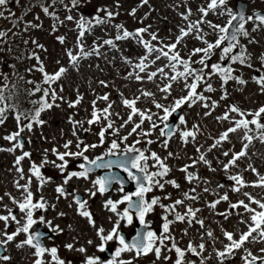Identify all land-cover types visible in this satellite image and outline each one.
<instances>
[{
  "label": "snow or ice",
  "instance_id": "1",
  "mask_svg": "<svg viewBox=\"0 0 264 264\" xmlns=\"http://www.w3.org/2000/svg\"><path fill=\"white\" fill-rule=\"evenodd\" d=\"M57 0H52L53 5ZM63 3L64 0H59ZM80 0H70V7H65L70 12L72 9L79 6ZM185 4V11L179 13L182 24L177 26V34L170 35L167 38H161L158 31H152V25H144L136 28L135 30H129L123 23H114L117 16H119V8L121 7L119 0L115 4V10L105 6L98 8L96 14L92 17H85L80 15L78 18L72 15H67L64 20H60L54 11H50L49 7L43 6L42 11L45 15L50 16L56 23L53 24V31L57 29V25L64 24L66 21H74L77 29L76 43L73 48L65 49V54L68 57L69 64L75 69L79 70L80 62L86 60L89 57H104L107 59L106 53L102 49L107 46L111 50L121 51L117 42L120 41H134L138 46L142 47L144 53L133 60L132 58L121 56V60L129 66V71L124 76L126 80H135L136 82L143 83L145 81L163 83H157V88L161 93H164V99L167 100L171 95L174 84L182 83L183 89L186 91V95L174 98L172 103L165 105L158 102L155 99V93L146 89H138L139 95H134L132 98L125 97L122 92L118 93L121 97V104L129 110L127 119L124 120L121 117L122 123L116 126L113 116L119 117L118 112H113V106L115 101L110 100V93L98 95L96 99L92 101V111L90 118L87 120H76L73 116H69L68 121L72 124V135L76 137L75 149L72 151L73 140H66L62 145L64 151L61 152L57 147H53L50 151L55 160L48 159V149L44 150V156L40 164L31 163L29 173L25 176L24 169L22 167V161L26 158L31 159V152L23 151L24 140L22 138L25 131L32 132L34 126H43L46 121L41 118L42 113L51 110L53 107H59L57 101H64V97L60 95L63 92V86H59V92L54 84H57L69 71L68 67L60 66L58 69L49 73L46 70L44 61L39 55V51H47L43 44H40L37 40L32 39L31 44L34 46L29 53L28 59H34L37 63L31 68L27 69L28 72L39 71L42 74V83L47 87H42L41 84H37L35 81H28L33 84L34 88L31 94L42 93L38 101H34L35 106L29 112H17L15 119L17 121V130L4 137L5 140L10 142L11 147L4 149L0 147V151L16 152L21 150V154L15 157L16 172L19 174V179L15 181V186L18 190H22V198L17 200L12 197L11 194L5 193L12 200V203L17 206L19 212L22 214L18 219L12 208L4 205L6 214H0V222H3L4 228L0 230V264H8L12 259L8 253V246L16 241L17 237L24 234L25 238L16 243L17 248L29 247L34 249L32 255L34 260L32 264H66L64 259H61L58 255V248L55 246L48 247L43 243V233L39 231H32L33 227L37 224H46L51 227L52 221L46 220L41 215L39 218H35V212L47 211L49 207L48 202L41 195L39 200L34 201V193L31 191L30 186L32 184L33 177L38 182L39 188H42L44 184L51 181V177H45L42 174V169L51 164L54 168L58 169L63 176L62 184L58 185L55 189L59 197L67 198L72 193L67 192L66 186L73 179L89 180L92 187L86 189L89 197H95L97 193L103 195L112 190L113 185H118L117 191L122 193L118 200L109 198L104 207L115 214L117 219L114 221L113 226L107 232L103 227L97 229L96 235L100 240L98 250L103 253L106 250L108 242H116L114 257L106 262V264H133L131 260L119 259L123 253L134 252L137 257L141 255H148L154 253L159 260L162 257V251L175 252L176 259L174 264H196L195 260H186L187 254L199 258V264H207L210 260L211 254L205 256L208 245L212 246V250L215 253L216 259L219 264H225L227 260H231L235 257L237 252L242 251L240 259L243 264H264V247L259 249L260 255L254 254L253 251L246 247L248 244H264V198L257 199L249 192H244L247 202L244 199L236 202H229L228 210L224 212H216V215L222 216L227 220L230 216L236 215L239 217V223L244 224L247 228L246 231H240L237 238V233L229 231L220 225L221 233L224 240H220L219 237L214 235V231L211 228L205 227V218L198 214L203 211L200 207H195V203L200 199V194L197 192V187L202 182L204 185H208L210 182L206 179L199 177L196 173L189 171L191 168H195L197 164L203 163L209 167L211 171H215L211 166V162L206 158V154L201 152V148L197 147V153L200 155L191 159L190 164L183 166L180 171L185 173V180L191 184L193 181H197L196 187L190 188L183 193V197L175 199L169 204H165L163 200H170V195L152 196L148 198V194L153 192L154 189L164 190L166 184H170L172 187L179 189L180 184L175 180H166L165 177L171 171V168L166 163L168 158H175L176 154L168 152L166 157H161L157 152L151 151L149 148H140L142 139L148 145L155 143L156 141L148 139L153 133L159 130V138L162 139V146L168 147L169 141L174 135L179 134L181 140L187 144L189 138L192 141L196 139L197 133L200 131L198 125H193V130H186L180 126H186L187 121L183 115L179 118V125L176 128L170 123V117L180 110L185 104L189 108L197 103L205 109L214 110L218 107L219 102L212 100L210 96H205L204 92H214L211 83L213 76H218L221 80L222 94L220 99L225 100L229 96V92L225 85L229 81H235L238 85H246L247 80L243 79L240 75H234L236 69L233 65L239 64L241 66L253 69L255 72L260 73L254 75L252 81L256 83L261 91L264 93V54L259 56L260 68H254L252 63V54L248 52L247 47L241 43V38L248 39L249 43H256L254 38H251L252 32H259L264 30V13L254 11L251 14H246L245 8L241 7L238 10L229 6V0H206V4L198 6L196 9V19H192L194 13L191 7L186 6V0H182ZM8 4V0H0V18H9L5 16L3 10L4 6ZM149 4V0H139L137 7L132 8L129 11V15L135 17L138 8L144 7ZM179 7V5H177ZM103 13V15H101ZM214 14L217 18L227 17L223 23H214L208 20L209 14ZM14 17V14H10ZM148 14H145L141 18L140 23L143 24L144 19H147ZM39 20V17H36ZM20 23L19 19H14L13 26H17ZM251 24V32L248 30L247 25ZM110 26L115 29V35L108 38L97 37L91 45L86 44V36L93 35L94 30L97 27ZM42 24L32 23L27 21L24 23V31L27 32L30 29L41 28ZM207 29V31H206ZM8 31L0 30V44H3L8 39ZM214 35V40H209L208 37ZM191 38L199 41L203 46L194 47L187 51L186 55H182V51L187 48V39ZM57 40L64 44L65 37L63 35L58 36ZM25 44L29 41L25 40ZM219 49V58L215 63H209L212 57L216 55V50ZM2 50V49H0ZM198 56V59L193 60V57ZM21 59V57H17ZM114 59V57H113ZM165 61L163 64H158V61ZM224 61L229 63L225 66ZM59 65L60 62L57 61ZM194 65H199L195 67ZM153 66H155L154 70ZM13 67H15L13 65ZM98 67V65H97ZM7 80V75L0 73ZM23 79V77H20ZM99 84L102 87H109V82L100 80ZM203 85V90L198 89ZM7 85H5L6 87ZM4 88L0 87V101L5 100L3 95ZM142 97H151L152 103L159 112H153L149 108L141 109L137 107L138 102ZM83 100V95L77 91V97L75 100L66 101L69 108H76ZM98 101H103L106 106L103 108L97 107ZM14 105L0 106V125L5 122L6 113L14 108ZM162 113V115L160 114ZM231 114H236L239 119L234 118ZM205 116L211 115V111H206ZM251 116V119L248 117ZM134 117H138V121L134 120ZM264 118V106H260L257 110H243L239 106L232 104L228 107V110L217 120L231 121L232 126L228 127L225 131L219 134L218 138H213L214 143L208 148V152L220 146L223 142L228 141L230 134L243 131L241 137L242 147L239 152H231V158L222 164L225 173L229 172V169L237 166V162L244 157L248 156V150L254 139L264 143V123L261 119ZM22 121H24L22 123ZM147 121L149 123L148 129H144L143 125ZM84 124L89 125V128L85 129ZM99 124L100 131L98 133L99 142L88 144L81 140L78 136V131H90L91 126ZM128 124H132L131 130L121 136L120 130L126 127ZM162 125V126H161ZM254 126V127H252ZM111 130V135L116 137L112 139L105 149V151L90 158L86 153L90 150L100 148L105 145L107 141L106 133ZM136 135V139L128 144L129 137ZM28 143H31L29 138ZM124 145L121 148V145ZM202 147V146H201ZM225 157L230 155L229 151L223 152ZM69 159H75L80 161L77 164L79 170H68ZM58 161V162H57ZM152 161V164H149ZM98 169H106L107 172L104 175H98L92 179V174ZM113 169H118L127 176V180L131 181L135 185V191H125V179L118 172H114ZM155 169V170H153ZM245 171H251L257 177L254 181H246L242 173L235 175H228L227 179L234 182L232 191L241 192L243 188H264V174H260L256 167L252 164H248ZM66 173V174H65ZM20 180H25L24 184L20 183ZM218 188L224 187V185H217ZM203 192H210L209 187L205 186ZM3 201V197H0V202ZM74 203L78 206L79 215L86 217L90 224L95 226L92 214L86 209L88 203L87 200H82L79 195L73 196ZM185 201H192L191 204H186ZM221 201H229L227 193L219 196L218 199L208 201L205 205L210 210H215L217 205ZM120 205H125L123 209H120ZM255 205V207H253ZM71 206V205H69ZM180 206H184V211L178 210ZM55 207V205H51ZM159 207L163 210L161 216V230L157 233L152 229V222L147 219L149 214L153 213L155 209ZM243 209V212L238 211ZM135 220L138 221L143 231H137L131 241H127L125 236L121 232V222H126L131 226ZM63 216L64 213H59ZM171 217V219H170ZM247 217V218H245ZM187 223L189 228L194 224L199 225L200 229H204L200 233V242L194 243L189 241L185 248H181L178 245L176 237L172 234L171 226L175 223ZM10 223H15L16 228L14 231L9 232L8 228ZM54 232H62L63 230L59 226L51 228ZM184 235L188 234V229L183 230ZM207 238V241L206 239ZM219 242L222 244V248L218 249L215 244ZM93 241L89 240L88 244H92ZM65 247L69 250L74 248L72 243L66 244ZM80 253H86L87 249L80 247L76 249ZM50 256V260H45V255ZM164 260H169L167 255L163 256ZM84 264H104L100 257L87 255Z\"/></svg>",
  "mask_w": 264,
  "mask_h": 264
},
{
  "label": "rangeland",
  "instance_id": "2",
  "mask_svg": "<svg viewBox=\"0 0 264 264\" xmlns=\"http://www.w3.org/2000/svg\"><path fill=\"white\" fill-rule=\"evenodd\" d=\"M83 3H82V2ZM257 1V0H256ZM36 4L33 5L32 0H8V4L4 6L3 10L5 16L9 17L7 19L0 18V30L8 31V39L5 43L0 44L8 49L11 53L4 54L0 51V73L6 74L7 78L11 74H16L18 71L23 73V76L29 81H35L37 84H41L42 87H47L42 83V74L39 71L28 72L27 69L31 68L37 62L34 59H28L29 53L33 49L31 40L35 39L40 44H43L47 51H39L41 59L44 61L46 70L51 73L54 70L58 69L60 66L68 67L69 71L67 74L53 87L59 92V86H63V92L60 93L65 99L64 101H57L59 107H53L51 110L42 113L41 118L46 121L43 126H34L32 132L23 133L22 138L24 140V149L23 151L31 152V159L26 158L22 161V167L24 169L25 176L30 175L29 168L31 163L34 161L37 164H40L43 156L44 150L48 149L47 154L49 160H55L56 157L52 155L51 149L57 147L61 152L64 151L62 145L66 140H73L72 151H76L75 142L76 137L72 135L73 126L69 123V116L74 115L76 120H87L90 118L92 111V101L96 99L98 95H103L105 93H110V100L115 101L112 111L118 112L119 117L113 116L112 119L115 120L116 126L118 127L122 123L121 117L126 120L129 110L121 104V97L118 93L122 92L125 97L132 98L134 95H139L138 89H146L155 93V99L165 105L172 103L174 98L186 95V91L183 89L182 83L174 84L171 95L165 100L164 93H161L157 88V83H163L162 81L149 82L145 81L143 83L136 82L135 80H126L124 76L130 70L129 66L126 65L122 60L121 56H126L135 60L144 53L142 47L138 46L134 41H120L117 42L121 51H115L109 49L105 46L102 51L106 53L107 59L102 57H89L86 60L80 62L79 70H75L68 61V57L65 54V49L73 48L76 43L77 29L74 21H66L62 25H57V29L53 31V24L56 23L50 16H47L42 11L43 6L49 7L50 11H54L60 20H64L67 15H72L74 17H79L80 15L87 17H92L96 14V10L101 7H109L115 10V4L117 0H80L79 6L72 9L70 12L65 7L68 5L70 7V0H64L63 3H60L59 0L53 5L52 0H35ZM254 0H250V8L254 9ZM121 7L119 8V16L116 17L114 23H123L125 27L129 30H135L136 28L142 27L145 23L152 25V31H158L161 38H167L170 35L177 34V26L182 24L181 17L179 13L185 11V4L182 3V0H149L150 7L148 5L138 8L136 16H130L129 11L137 7L139 0H119ZM206 4V0H186V6L191 7L193 10L192 19H196V9L200 5ZM179 5V7H177ZM229 6L234 8V1L229 0ZM14 14V17L10 16ZM148 14L147 19H144V23L141 24L140 20ZM103 15V13H101ZM39 17V20L36 17ZM20 17L22 20H20ZM14 19H19L20 23L15 26ZM208 20L213 21L214 23H223L226 21L227 17L217 18L214 14H209L207 17ZM31 21L32 23L42 24L41 28L30 29L29 31H24V23ZM248 30L251 32L252 25H247ZM207 31V29H206ZM14 32L18 33L20 40L19 46L22 47L25 45L24 60L17 59V56H14ZM63 35L65 37L64 44H61L57 37ZM115 35V29L110 26H101L97 27L94 30L93 35L86 36V44L91 45L97 37L108 38L109 36ZM251 38H254L256 43H249L248 39L241 38V43L247 47L248 52L252 54V63L254 68H260L259 56L264 54V30L259 32H252ZM209 40H214L215 36L211 35L208 37ZM28 40L29 43L25 44L24 41ZM190 40L192 42H190ZM203 45L194 39H187V48L182 51V55H186L187 51L191 50L194 47H202ZM220 50H216V55L212 57V60L209 63L217 62L219 58ZM114 57V59H113ZM199 57H193V60L198 59ZM57 61L60 64H57ZM165 61H158V64H163ZM225 62V61H224ZM223 62V63H224ZM13 65L15 67H13ZM98 65V67H97ZM199 67V65H194ZM236 69L234 75H240L243 79L247 80L246 85H238L235 81H229L225 87L229 92V96L225 100H221V80L218 76H213L211 83L213 88L216 89L214 92H204L205 96H210L212 100L218 101L219 105L214 110L205 109L201 104L197 103L196 105L189 108L185 104L182 109V114L187 124L186 126H180L186 128V130H193V125H198L200 131L197 133L196 139L194 141L189 138V142L185 144L178 132L172 137L169 141L168 147L164 148L162 146V139L159 138V130L155 131L151 137L156 141L155 143L148 145L142 139V142L138 147L140 148H149L151 151L157 152L162 158L168 155V152L176 154L175 158H168L166 163L171 168L169 174L165 177L166 180L175 179L179 184L180 188L176 189L170 184H166L163 191L159 189H154L152 196H165L170 195V200H163L165 204H169L175 199L183 197V193L188 191L192 187H196L197 181H193L189 184L185 180V173L180 171V169L186 164L191 163V159L197 158L200 153H197L196 148L200 147L201 152L206 154V158L211 162L212 168L215 171H211L209 167L203 163L197 164L195 168L189 169L196 173L199 177L208 180L210 183L204 185L202 182L197 187V192L200 194V199L195 203V207H200L203 209L199 216L205 218V227L211 228L214 231V235L219 237L220 240H223L224 243H227L224 240V237L221 233L220 225H223L229 231H233L238 234L240 231H246L247 228L244 224L239 223V217L236 215L230 216L225 220L222 216L216 215V212H224L228 210L229 202H236L238 200L244 199L247 202L246 197H244V192H249L257 199L264 198V188H253L246 187L241 190V192L232 191L233 183L227 179L228 175H235L237 173H242L246 181H254L257 179L256 175L251 171H245L248 164H252L257 168L260 174H264V143H261L259 140L254 139L251 146L248 150V156L241 158L237 162L236 167L229 169L228 173H225L222 167L223 163H226L231 158V152H239L242 147L241 137L243 136V131H238L237 133L230 134L228 141L223 142L220 146L213 149L211 152H208V148L211 144L214 143L213 138H218L219 134L225 131L228 127L232 126L231 121L217 120V117L222 116L227 110L228 107L232 104L239 106L243 110L255 111L260 106H264V93H261L258 85L252 81V77L256 74L253 69L241 66L239 64L233 65ZM155 66H153L154 70ZM264 71V70H262ZM100 80H105L109 82V87L105 88L99 84ZM7 80L4 79V76L0 75V87L6 88ZM30 93L29 98L31 101L34 99L38 101L42 93L31 94L34 88L33 84H30ZM203 90V85L198 89V91ZM77 91L83 95L82 102L76 108H69L66 101L75 100L77 97ZM5 100L0 101V106L12 105L11 98L9 93H5ZM151 97H142L138 102L137 107L141 109L149 108L153 112H159L152 103ZM106 106V103L103 101H98L97 107L103 108ZM206 111H211V115L205 116ZM162 115V113H160ZM234 118L239 119L236 114H231ZM252 117L249 116L248 119ZM138 117H134V120L138 121ZM261 122L264 123V118L261 119ZM23 123V122H22ZM176 127L179 125V120L175 122ZM100 125L94 124L91 126L90 131H78V136L85 143L92 144L98 143V133L100 131ZM149 123L145 121L143 128L148 129ZM254 127V126H252ZM84 128H89V125L84 124ZM132 128V124H128L126 127L120 130V135H126ZM17 130V121L15 119V114L13 108L6 113L5 122L0 125V147L7 149L11 147L10 142L4 139L6 135L11 134ZM111 130L106 133L107 141L104 146L90 150L86 153L90 158H93L97 155L102 154L105 149L108 147L112 139L116 137L112 136ZM29 138L31 143H28ZM136 135L129 137L127 141L128 144H131L135 139ZM202 146V147H201ZM124 145H121L123 148ZM229 151L230 155L225 157L223 152ZM21 154V150L16 152L0 151V197H3V201L0 202V214H6L4 210V205H7L9 208H12L14 213L17 215V218L20 219L22 214L19 212V209L15 204L12 203V200L5 193L11 194L12 197H15L17 200L22 198V190H18L15 186V181L19 179V174L16 172L15 167V157ZM58 162V161H57ZM80 161L75 159H69L68 170H77V164ZM149 164H152V161H149ZM155 170V169H153ZM42 174L45 177H51V181L44 184L42 188H39L38 182L33 177L32 184L30 186L31 191L34 193V201L39 200L42 195L44 199L50 205H55V207L49 206L47 211H43L38 214L35 212V218L43 215L46 220L52 221L51 227L45 224V227L52 228L59 226L62 229V232H55L58 236L55 238H49L46 240V246L52 247L55 246L58 248V255L61 259H64L66 264H84L85 258L87 255L97 256L99 253L98 245L100 240L96 235L97 229L103 227L105 231L111 229L113 226L112 223L116 220L113 217V213L108 211L104 204L108 200L107 196L97 193L95 197H89L86 189L92 187L89 180L76 179L73 178L68 186L71 187L72 184L76 185V189L82 191L87 197L86 209L92 214L95 226L89 223L88 218L82 217L79 215L78 206L74 203L73 198L69 195L67 198L58 197L55 189L58 185L62 184L63 176L58 169L54 168L51 164L46 165L42 170ZM66 174V173H65ZM96 175L92 174V179ZM25 180H20L21 184H24ZM224 185V187L218 188L217 185ZM207 186L210 189V192H203V188ZM227 193L229 201H221L217 205V208L213 211L205 207L208 201H213L219 198V196ZM122 193L117 191L116 196H121ZM186 204H191L192 201H185ZM71 205V206H69ZM255 207V205H253ZM179 211H184V206L178 208ZM238 211L243 212V209ZM59 213H64L63 216H60ZM163 215V210L157 207L152 213V216L148 220L152 222V227L155 231L161 230V216ZM247 218V217H245ZM155 219V220H154ZM171 219V217H170ZM12 226L8 228V231H14L16 228L15 223H11ZM36 225H39L37 223ZM35 225V226H36ZM34 226V227H35ZM33 227L32 231H35ZM4 224L0 222V230H3ZM188 229V234L184 235L183 230ZM172 234L176 237L178 245L181 248H185L189 241L194 243L200 242V233L204 229H200L199 225L194 224L189 228L187 223H175L171 226ZM25 238L24 234H21L17 237L11 245L8 246V253L11 256V260L8 262H16L17 264H32L34 257L32 255L34 249L29 247L17 248L15 245L19 241ZM207 241V238H205ZM92 240V244H88V241ZM72 243L74 248L69 250L65 247L66 244ZM112 244V242H109ZM108 243V245H109ZM118 246V245H117ZM84 247L87 249L86 253H80L76 249ZM215 247L220 249L222 244L217 242ZM246 247L250 248L254 254L260 255L259 249L264 247V244H248ZM211 254V259L207 261V264H219V261L216 259L215 253L212 250V246L209 244L205 256ZM241 252H237L235 257L231 260H227L225 264H243V261L240 259ZM114 255V253H113ZM167 255L170 257L169 260H164L163 256ZM114 257V256H113ZM112 257V258H113ZM44 259L50 260V256L45 255ZM119 259L131 260L133 264H174L176 259L175 252H166L162 251L161 259H157L155 254L150 253L148 255H141L137 257L134 252L132 253H123ZM186 260H195L196 264H199V258L192 256L190 253L186 255Z\"/></svg>",
  "mask_w": 264,
  "mask_h": 264
},
{
  "label": "trees",
  "instance_id": "3",
  "mask_svg": "<svg viewBox=\"0 0 264 264\" xmlns=\"http://www.w3.org/2000/svg\"><path fill=\"white\" fill-rule=\"evenodd\" d=\"M22 89H24L25 91H23ZM7 90L14 100V109L16 114L17 112H29L34 108L32 106L34 100H30L29 92H27V88H24L23 79L15 78L14 84L9 85Z\"/></svg>",
  "mask_w": 264,
  "mask_h": 264
},
{
  "label": "flooded vegetation",
  "instance_id": "4",
  "mask_svg": "<svg viewBox=\"0 0 264 264\" xmlns=\"http://www.w3.org/2000/svg\"><path fill=\"white\" fill-rule=\"evenodd\" d=\"M66 189H67V192L73 194V195H70L72 198H73L74 195L81 194L80 191L76 189V185L75 184H72L71 187L67 185ZM116 194H117V190L114 193V199L113 200H115V199L118 200L121 197V196H117L116 197ZM151 197H152V192L148 194V198L150 199ZM108 198H110V195L108 196ZM83 199H84V196H83ZM48 205L51 206L50 204H48ZM123 207H125V205H120V209H123ZM133 216L135 218V214L134 213H133ZM150 216H152V213L149 214L147 219H149ZM121 225H123V229L121 231H126L129 234V237H132V236L135 235V233H136V225H135V223H133V225L129 226V225L126 224V222L122 221ZM152 229L155 230L153 227H152ZM156 232L159 233V231H156Z\"/></svg>",
  "mask_w": 264,
  "mask_h": 264
},
{
  "label": "water",
  "instance_id": "5",
  "mask_svg": "<svg viewBox=\"0 0 264 264\" xmlns=\"http://www.w3.org/2000/svg\"><path fill=\"white\" fill-rule=\"evenodd\" d=\"M241 7L245 8V10H246V3L243 2L242 0H237V10H238L239 8H241ZM259 12H260V11H259ZM262 13H264V12H262ZM246 14H248V11H247V10H246ZM178 114H179V111H177L174 115H172V121H171V125H172V126H174L175 119H176L175 117H176ZM105 170H106V169H98V170H96V172H94V173H99V175H104V174L106 173ZM113 171H114V172H118V173L120 174V171H119L118 169H113ZM120 175H121L122 177H124V179H125V176H124L123 173H121ZM125 182H126V179H125ZM125 184H127V182H126ZM38 231L41 232V233H43V236H44V237L50 236V235L52 234L50 231H46V230H44L43 227H39V230H38Z\"/></svg>",
  "mask_w": 264,
  "mask_h": 264
}]
</instances>
